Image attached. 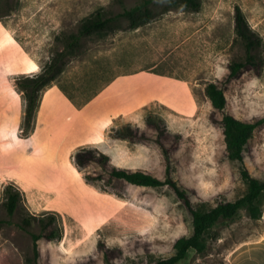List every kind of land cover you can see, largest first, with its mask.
<instances>
[{
  "label": "rangeland",
  "instance_id": "obj_1",
  "mask_svg": "<svg viewBox=\"0 0 264 264\" xmlns=\"http://www.w3.org/2000/svg\"><path fill=\"white\" fill-rule=\"evenodd\" d=\"M18 1L16 11L0 19V219L10 220L3 208L7 185L21 189L23 203L12 224L0 229V264H31V233L40 228L19 227L29 214L53 215L61 232L54 242L40 240L39 264H108L107 257L112 264H155L172 256L176 240L193 230L174 191L124 181L101 189L83 178L75 155L94 148L112 166L164 179L160 139L170 149L174 178L196 206L241 197L246 186L239 164L227 157L222 115L206 88L222 84L227 112L237 119L264 120V66L260 76L243 72L224 85L228 64L245 59L236 7L262 38L264 57V0H201L198 12L173 8L137 30L84 41L82 52L41 93L29 132L22 128L26 101L16 81L42 72L62 49V34L76 32L98 10L116 14L123 6L120 0ZM122 1L128 8L138 3ZM149 116L163 121L160 133L146 123ZM122 124L145 131L147 140L111 138ZM40 150L45 154L35 161ZM245 164L264 181V122L247 146ZM32 173L44 179L29 186L22 177ZM261 208L259 220L242 208L234 220L220 221L205 235L206 250L192 249L178 264H227L234 248L264 236V193Z\"/></svg>",
  "mask_w": 264,
  "mask_h": 264
},
{
  "label": "trees",
  "instance_id": "obj_2",
  "mask_svg": "<svg viewBox=\"0 0 264 264\" xmlns=\"http://www.w3.org/2000/svg\"><path fill=\"white\" fill-rule=\"evenodd\" d=\"M119 3L123 10L119 13H107L98 10L94 15L85 19L79 25L76 32L62 34L57 38L62 49L57 51L51 61L41 73L34 76L19 78L16 81L17 88L23 93L26 101L23 131L29 132L32 128L40 95L45 88L53 84L64 72L69 60L82 52L84 41L92 37H105L121 31H134L143 27L159 16L166 14L173 8L182 7L198 12L201 8V0H138L133 7H125L122 0ZM18 0H0V19L10 16L18 8ZM235 29L237 38L245 49L244 61H235L228 64L229 75L224 81L228 85L241 73L253 72L260 76L264 66L263 40L250 27L240 7L235 9ZM214 110L222 115L223 136L229 160L239 164L241 179L246 186L245 193L234 201H220L213 207L196 206L188 192L174 178V167L169 159V150L159 140L156 143L162 149L166 158V170L164 179L157 178L143 171H133L126 168H118L110 164V157L97 149H81L75 155V165L83 172V178L91 183L98 184L101 189L112 187L117 181H124L131 185L147 188H169L177 195L185 208L192 216V233L189 236L176 240L175 253L157 261L155 264H178L185 259L192 249L204 252L207 248L205 235L220 221H232L242 208H247L253 220H259L263 216L261 208V196L264 193V181L253 177L245 164V152L252 139L256 128L264 120L255 123L243 122L227 112L228 100L225 88L222 84L210 83L206 88ZM149 126L154 127L159 133L164 124L161 119L149 116L146 119ZM110 137L114 140L127 141L132 144H141L147 140L146 132L129 124H122L112 129ZM162 136L159 134V138ZM175 144L172 148H175ZM92 166L100 167L104 173L92 171ZM3 208L10 220L0 219V229L5 225H11V218L18 213L23 203V193L14 184H9L4 189ZM38 224L40 233H31L33 240V257L29 263L39 264L41 256L39 242L45 239L54 242L61 237V232L56 226L53 215L40 217L29 214L24 216L19 227L28 231L34 224ZM108 264H112L107 257Z\"/></svg>",
  "mask_w": 264,
  "mask_h": 264
},
{
  "label": "crops",
  "instance_id": "obj_3",
  "mask_svg": "<svg viewBox=\"0 0 264 264\" xmlns=\"http://www.w3.org/2000/svg\"><path fill=\"white\" fill-rule=\"evenodd\" d=\"M45 154V150H40L35 155L38 161ZM29 186L38 183L44 177H39L36 173L22 177ZM227 264H264V236H257L255 239L238 245L230 253Z\"/></svg>",
  "mask_w": 264,
  "mask_h": 264
}]
</instances>
